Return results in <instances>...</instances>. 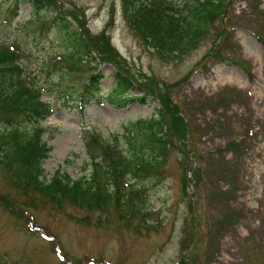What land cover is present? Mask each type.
Returning <instances> with one entry per match:
<instances>
[{"label":"rangeland","instance_id":"obj_1","mask_svg":"<svg viewBox=\"0 0 264 264\" xmlns=\"http://www.w3.org/2000/svg\"><path fill=\"white\" fill-rule=\"evenodd\" d=\"M57 1L86 25L91 39L106 34V44L97 41L100 50L119 52L121 67L155 95L127 106L107 102L116 66L99 58L60 78L64 44L53 31L39 32L30 6L15 14L13 0H0V42L22 49L26 74L54 109L41 122L52 148L43 179L58 169L74 179L89 177L86 144L93 132L122 134L131 121L157 117L165 102L163 110L177 111L190 133L186 145L171 137L162 184L130 181L144 188L143 198L134 197L139 213L132 215L114 202L92 209L66 199L56 203L0 169V264H182L183 258L187 264H264V0H230L229 13L212 22L199 46L176 59L145 43L124 17L122 0ZM94 70L102 74L101 99L82 110L60 97L65 91L74 99L81 95ZM138 84L133 93L140 96ZM238 141L241 148L230 146ZM192 166L200 171L186 189L184 172ZM228 166L233 178L216 172Z\"/></svg>","mask_w":264,"mask_h":264},{"label":"trees","instance_id":"obj_2","mask_svg":"<svg viewBox=\"0 0 264 264\" xmlns=\"http://www.w3.org/2000/svg\"><path fill=\"white\" fill-rule=\"evenodd\" d=\"M13 1V13H19L22 5L30 6V21L37 22L39 32L49 35L53 31L56 39L64 44L67 65L61 69L60 78L69 74L75 65L86 63L88 66L99 58L116 66L115 85L108 91L107 102L127 106L132 101L147 103V98L155 95V91L138 84L130 71L121 67L119 52H114V55L100 50V42L97 41L102 40L101 43L106 44V34L91 39V34L84 29L86 25L71 19V13L60 9L57 0ZM229 3L230 0H122L121 5L124 17L147 45L161 57L176 59L199 46L212 22L229 13ZM23 53L20 47L0 42V127L3 129L0 132V169L13 173L18 182L34 186L56 203L66 199L92 209L114 202L124 215L139 213L134 208V197L143 198L144 188L130 181L137 178H152L155 183L161 184L165 181L167 177H164L162 170L174 143L171 137L176 134L186 145L185 139L190 133L185 118L177 111L172 115L165 112L168 108L165 102L162 108L157 109V117L131 121L124 126L122 134L106 138L95 131L86 144L91 157L89 166L92 172L89 177L74 179L58 169L45 180L43 162L52 148L42 138L47 129L42 123L54 109L48 101L43 100V88L35 84L34 77L26 74V66L20 61ZM89 67L94 69L93 66ZM101 78L102 74L94 70L81 95L74 99L71 94L67 96L65 91L64 96L60 97L65 102L71 98L84 110L92 99H101L97 96L101 91ZM136 84L144 91L143 95L133 93ZM28 125L33 126L28 128ZM139 135H142L141 139L135 141ZM121 139L132 144L130 153L120 144ZM230 146L238 149L242 144L238 141ZM198 171L200 169L197 167H186V189L192 180V173L196 177ZM216 172L226 178H233L234 174L230 166ZM217 194L229 193L220 190ZM148 214L145 211L144 218ZM183 259L181 263L187 264Z\"/></svg>","mask_w":264,"mask_h":264}]
</instances>
